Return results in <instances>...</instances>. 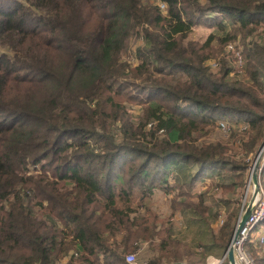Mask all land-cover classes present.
<instances>
[{
  "label": "trees",
  "instance_id": "1",
  "mask_svg": "<svg viewBox=\"0 0 264 264\" xmlns=\"http://www.w3.org/2000/svg\"><path fill=\"white\" fill-rule=\"evenodd\" d=\"M199 26L215 32L187 41ZM261 27L264 0H0V264H128L144 245L152 264L190 256L147 201L173 195L171 215L209 220L206 194L191 200L199 183L246 186L237 147L264 139V42L248 41ZM235 42L249 78L230 81ZM237 220L215 239L224 250Z\"/></svg>",
  "mask_w": 264,
  "mask_h": 264
},
{
  "label": "rangeland",
  "instance_id": "2",
  "mask_svg": "<svg viewBox=\"0 0 264 264\" xmlns=\"http://www.w3.org/2000/svg\"><path fill=\"white\" fill-rule=\"evenodd\" d=\"M259 31H260V33H264V27H261V29ZM214 32H215L214 30L207 29L203 26H199L198 28H195L192 31V33L189 35L187 41H197V42H203L204 43L207 40V38L211 34H213ZM132 46H133L132 48H134L135 44H133ZM243 50L245 51V48ZM6 51H8V50L7 49L6 50L0 49V53H2V52L6 53ZM225 56H226V59L229 60V64H227V65H229V67H232V64H231L232 60H231L230 56L227 54V50H226ZM133 58H134V56L131 55V56L127 57L126 59L128 61L135 62V61H133ZM218 60L221 62V66H222L223 61L221 59V56L217 59H211L212 62L218 61ZM234 77L235 76L230 75L229 80L230 81L237 80V78H234ZM248 78H249V76H248ZM243 79H245V78H243ZM129 109H130L129 111L133 115L139 116L140 107H138L137 105H129ZM220 122L226 124V123H228V120H220L218 122V125ZM217 130L221 131L220 132L221 133V139L222 140L224 139L225 141H227L226 138H228L231 133L229 135H227L226 132H224L220 127H218ZM248 139L249 138L247 136V141H248ZM236 142H238V140ZM260 147L261 146L259 145L258 148L260 149ZM258 150H256V152H254V154L250 153L249 155H245L246 156L245 157L244 156L245 152H243L244 154L242 153V151H244V150L242 149V151H241V149L239 147H237L236 154L239 153V155H240V158H238V159H243V161L250 164V170L247 173L248 177L250 176V171L254 167V162L256 160V154H257ZM242 156H244V158ZM195 172H196V170L192 171L191 175H194ZM176 175H177V177L175 176L174 179L171 180L172 184H176L174 181H178V182L184 181L182 176H179L178 174H176ZM213 179L214 178H211V177L207 178V180H209V181H211ZM217 182H219L218 184L230 183V181L228 180L227 177L224 179H220ZM247 183H249V182H247ZM200 184H202V183H199V185ZM212 184H216V183H211V185H210V182H209L207 184L208 186H202L203 185L202 184V185H200L201 186L200 188L197 187L195 190L192 191V194H191V200L194 203L200 201L199 196L202 194V192H203V194H206V196H207L206 200H208L207 203L210 204V206L213 208V209L211 208V211H208L205 215L206 218H208L209 220L200 218L199 216H197V214H195L193 211H190V210H185V212H182L181 214L177 213L175 215H171L172 214V210H171L172 207H171V201L170 200L173 197V195L168 196L163 192H156V194L153 195L152 197H150L149 200L147 201L148 204L151 205V207L153 209H155V211L159 212L162 217H164L165 219H170V221L174 225V230L172 232V236L175 239H178L181 242H183V244L185 246L187 245V247L189 248V251L191 253L190 256L186 257V259L182 262L178 261L180 263H184V264H229L228 260L225 259L228 246H227V249L224 250L223 247H219L216 244L215 239L221 238V236H222L221 235V228L223 227L224 224H226L228 222L232 213H234V212L238 213V220H239V214H240L242 205L245 201V195H246V188L247 187L244 186V188L238 189L237 191H235L233 193H229L226 195V194H221L219 192L213 193ZM246 185H248V184H246ZM252 187H254V185H252ZM186 189H188V187H185L184 191ZM198 189H200V190H198ZM262 189L264 191L263 185H262ZM228 198L231 200V203H225L222 200V199H228ZM238 220H237V222L236 221L234 222V225L236 227H237ZM222 221H224L223 224L221 223ZM256 232H257V234L260 233V234L264 235V223L260 224L253 234L255 235ZM257 241H258V239H257ZM229 243H228V245H229ZM256 248H259V246H257ZM248 252H249V254H251L249 261H252V259H253L255 264H257L256 263V257L254 256V254L252 252H250L249 250H248ZM134 253L138 255L139 264H152V262L150 260L152 253H150L148 246L146 247L144 245V247H142L141 249H138L137 251H134ZM134 253H130V254H134ZM260 253L263 254L264 251H261ZM235 258H236L237 264H245L244 262L241 263L240 255L238 252L235 254ZM178 262H171L169 264L178 263Z\"/></svg>",
  "mask_w": 264,
  "mask_h": 264
},
{
  "label": "built area",
  "instance_id": "3",
  "mask_svg": "<svg viewBox=\"0 0 264 264\" xmlns=\"http://www.w3.org/2000/svg\"><path fill=\"white\" fill-rule=\"evenodd\" d=\"M160 8L162 10L166 9L165 3H159ZM250 44H261L264 42V33L257 32L255 36H252L250 39H248ZM244 47L240 42H235L234 44H229L227 46V54L231 58V74L232 76H235L234 78L237 79H243L246 78V73H247V59H245L244 56ZM208 67L213 73H217L221 69V62L218 61H209L208 62ZM219 127L226 132L227 135L230 134L231 131H233V126L229 123H219ZM249 126L248 125H242L243 130H248ZM260 157V167L258 170L259 174V181H260V191L257 196H255V200L253 202V211L250 216L249 221L247 222L246 226L243 228V230L240 232L238 240L232 245L233 250L235 254L238 252L240 255V260L241 263L244 262L245 264H255L254 260L249 261V258L251 257L246 249V246L248 243L252 242L254 232L258 228V226L262 223H264V191L262 189V181L261 178L264 176V148L256 154V158ZM254 167L250 171V176L248 177L249 183L246 185V195H245V201L242 205L240 214H239V220L238 222L242 219V215L246 212L248 209L249 205L252 202V197L255 191V186L253 181H252V172H253ZM250 170V169H249ZM222 224L224 221L221 222ZM238 224V223H237ZM258 242L264 243V235H261L258 239ZM236 259V258H235ZM126 261L128 264H139V258L137 254H128L126 257ZM224 261V260H223ZM237 264V263H236Z\"/></svg>",
  "mask_w": 264,
  "mask_h": 264
},
{
  "label": "water",
  "instance_id": "4",
  "mask_svg": "<svg viewBox=\"0 0 264 264\" xmlns=\"http://www.w3.org/2000/svg\"><path fill=\"white\" fill-rule=\"evenodd\" d=\"M260 149L259 152L264 148V140L262 141V143L260 144ZM260 157L257 156L255 162H254V169L252 172V181L254 183L255 186V191L252 197V202L249 205L248 209L246 210V212L242 215V219L238 222L237 227L234 230L233 233V237L228 245V249H227V254L225 256V259L228 260L229 264H236V259H235V252L233 250L232 245L238 240L240 232L243 230V228L246 226L247 222L250 219V216L252 214L253 211V202L255 200V196L258 195L259 191H260V181H259V174H258V170L260 167ZM173 264H184V263H173Z\"/></svg>",
  "mask_w": 264,
  "mask_h": 264
},
{
  "label": "crops",
  "instance_id": "5",
  "mask_svg": "<svg viewBox=\"0 0 264 264\" xmlns=\"http://www.w3.org/2000/svg\"><path fill=\"white\" fill-rule=\"evenodd\" d=\"M209 180H204V181H202V184H200V185H202V186H208L207 184L210 182V185H211V181H209ZM198 186L199 188L201 187V186ZM204 188V187H203ZM198 190H200V189H198ZM201 195H203V192H202V194ZM261 235H263V234H260V233H258L257 234V232L255 233V235L253 236V239H252V242L251 243H253L254 244V246H256L257 247V244H258V241H257V239H259V237L261 236Z\"/></svg>",
  "mask_w": 264,
  "mask_h": 264
}]
</instances>
